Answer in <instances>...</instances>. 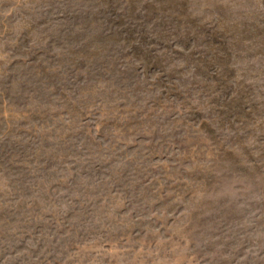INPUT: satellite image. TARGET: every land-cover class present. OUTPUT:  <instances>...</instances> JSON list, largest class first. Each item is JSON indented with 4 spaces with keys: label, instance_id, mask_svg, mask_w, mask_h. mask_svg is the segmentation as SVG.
I'll list each match as a JSON object with an SVG mask.
<instances>
[{
    "label": "rangeland",
    "instance_id": "obj_1",
    "mask_svg": "<svg viewBox=\"0 0 264 264\" xmlns=\"http://www.w3.org/2000/svg\"><path fill=\"white\" fill-rule=\"evenodd\" d=\"M0 264H264V0H0Z\"/></svg>",
    "mask_w": 264,
    "mask_h": 264
}]
</instances>
